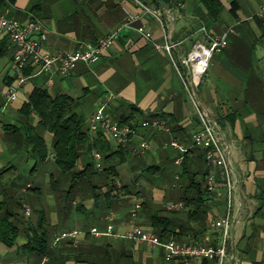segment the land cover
I'll return each mask as SVG.
<instances>
[{"label":"crops","instance_id":"0c3cea01","mask_svg":"<svg viewBox=\"0 0 264 264\" xmlns=\"http://www.w3.org/2000/svg\"><path fill=\"white\" fill-rule=\"evenodd\" d=\"M262 1L222 0L224 10L215 21L209 17L201 0H0V16L20 23L32 19L42 22L46 34L42 50L47 54L74 53L82 43H96L129 12L140 15L134 26L143 27L152 35L151 39H146L133 29L121 32L95 63H78L68 76L57 75L52 86L48 85L46 75L30 78L20 88L17 99L0 114V204L4 206L0 219L8 214L19 232L12 246L0 243V264H217L216 258L169 260L162 247L127 237L135 227L158 236L159 229L151 224V216L158 213L160 218L155 222L168 229L165 238H160L162 241L218 247L223 239L220 229L212 230L207 239V230L213 221L226 215L225 189L221 188L222 197L205 192L208 168L203 152L192 141L198 119L163 48L171 25L167 16L176 10L180 17L171 28V37L174 42H182L177 50L180 57L190 51L194 42L202 40L197 32L200 27L217 35L229 28L234 30L228 36V46L213 56L199 88V98L216 115L221 126L236 183L235 218L226 241L225 264H264V17H257ZM143 6L158 11L159 18L143 14ZM0 46L3 48L0 54L1 108L14 77V48L8 37L0 40ZM35 88L45 90L51 98L59 95L71 98L86 128L99 102L110 93L115 98L105 114L113 122L120 124L121 117L129 116L131 108H135L140 124L158 119L166 122L171 131L165 134L139 127L127 149L125 163H129V181L123 182L119 175V183L126 188L127 195L116 198L110 211L103 200L93 201L92 197H88L87 207L77 203L82 209L78 212L84 215L96 211L89 219H76V225L61 232L91 229L105 232V217L112 212L113 235H87L80 239L77 247L64 241L46 258L27 248L41 232L48 236L46 225L41 228L33 223L32 199L28 196L33 189L34 194L41 193L40 187L34 188L28 181L35 172L31 168L33 161L25 136V126L36 128L39 118L34 113L29 117L21 114ZM40 134L51 149L52 135L41 130ZM172 138L182 144L183 151L163 148ZM144 141L150 144V149L141 155L132 154V147L137 148ZM109 143L114 149L115 145ZM88 157L93 159L91 153H82L80 168ZM178 158H182L180 165L175 164ZM171 161L178 170L172 172L173 184L169 191L140 187L145 172L162 174L168 179L162 168ZM60 175L68 174L46 176L44 182L51 191L59 188ZM16 191L25 196L18 197ZM52 199L54 204V200H58L55 195ZM138 202L142 209L133 224L129 210ZM180 202L185 205L182 211L165 210L166 203ZM42 217L48 222L45 213ZM53 236L56 235L52 233V239Z\"/></svg>","mask_w":264,"mask_h":264},{"label":"built area","instance_id":"2783aa9c","mask_svg":"<svg viewBox=\"0 0 264 264\" xmlns=\"http://www.w3.org/2000/svg\"><path fill=\"white\" fill-rule=\"evenodd\" d=\"M143 14H149L159 18V12L147 6H143ZM167 16L169 31L165 34L164 50L168 54L171 64L178 74L182 83L183 90L190 100L194 113L198 119V129L192 135L194 146H197L204 156L208 168L206 175L205 190L209 195L222 197V189H225V198L227 204L226 215L216 221H213L207 230V239L214 229L222 230V243L218 247H210L197 243L180 244L174 240L162 241L158 236L151 232H144L135 227L134 231L127 237L136 242H145L150 246H159L166 251L167 259L189 258H216L217 264H225L228 255L226 252V241L235 218L233 211L234 197L236 194V183L232 178V169L229 162V149L224 141L221 126L217 121L216 115L206 108L199 98V88L202 80L207 73L213 56L222 52L228 46V36L234 33L233 28H229L222 35H217L204 26L198 29L201 41L192 44L190 51L183 57L178 56L177 50L182 42H174L171 37V28L176 19L180 17L179 10ZM257 17H264V0L262 1ZM140 15L135 12H129L125 19L114 29L107 32L96 43H82L79 49L74 53H56L47 54L42 50V42L46 40V34L43 24L40 20L32 19L25 23H20L13 19L0 16V40L8 37L14 48L13 55V81L8 86L5 93L4 103L0 108V114H3L7 107L17 99L20 88L33 77L40 75L48 76V85L52 86L54 78L57 75L68 76L78 63L92 65L107 50L121 32L125 30H135L146 39H151L152 35L143 27H135V22ZM35 37H38L35 39ZM114 95L108 93L106 97L98 104V109L91 116L88 123V130L91 135L102 132L105 137L115 145V148L127 150L130 147L131 139L136 135L129 125L113 122L105 114V110L110 106ZM141 127L159 131L165 134H171L166 122L158 119L147 120L141 123ZM164 149L173 148L175 150H184L180 142L174 138L163 144ZM150 149V144L146 141L141 142L137 148L132 147L131 152L134 155H141ZM92 156L96 162V168L101 169L100 153L93 151ZM53 155L50 154L49 158ZM182 158L175 162L180 165ZM164 207L168 211L180 212L185 208L184 203H166ZM141 203H136L130 210L131 222L135 224L138 213L141 211ZM113 213L109 212L105 220L107 227L105 232H99L96 229L89 231L90 235L95 237L113 235ZM88 232L78 230L66 231L55 236L52 248L62 244L64 241L71 242L77 247L82 237ZM234 259V258H233Z\"/></svg>","mask_w":264,"mask_h":264},{"label":"trees","instance_id":"16d2710c","mask_svg":"<svg viewBox=\"0 0 264 264\" xmlns=\"http://www.w3.org/2000/svg\"><path fill=\"white\" fill-rule=\"evenodd\" d=\"M201 3L206 8L211 19L215 21L219 20L224 10L222 0H201ZM0 48V54H2L3 48L2 46ZM131 112L129 116H122L119 123L129 125L137 131L141 127L140 122L137 120L138 110L131 108ZM31 113L36 114L39 118L36 128L29 124L25 126L26 140L28 145H30L29 157L34 163L33 172L38 171L47 160L53 159L61 173L70 175L71 185L76 182L82 183L91 180L92 176H99L103 173L106 181V190L101 194H94L93 198H97L95 201L98 202L103 200L109 211L116 198L127 195L126 188L122 187L119 183L116 164H124L126 162L128 150L115 147L113 149L102 132L91 135L88 125L86 128L84 119L75 112V103L71 98L66 95L51 98L45 90L35 88L28 102L23 105L21 110V114L26 117H29ZM40 130L52 135L51 149L48 148L43 135L40 134ZM93 151L101 155L100 165H102V170L99 171L97 168H94V165L89 160L90 157H88V161L84 166L79 168L82 153L92 154ZM50 154H53L52 158H49ZM205 192L207 193L206 190ZM101 196H103L102 199L100 198ZM143 206H146V204H143ZM2 209H4V206L0 204V210ZM77 210L81 211L82 209L78 208ZM165 210L167 209L165 208ZM7 216L8 214H6L5 218L0 219V243L12 246L19 232L17 226ZM159 218L158 213L153 214L151 216V224L159 229L158 236L163 239L168 229L160 227L155 222V219ZM44 222L45 219L43 217L41 218V224H39L41 228H43L42 224ZM87 235H90L89 231ZM46 236L45 232H41L40 235L31 240L27 248L33 249L36 255L46 258L53 249L52 246L49 249ZM67 243L73 246L71 242Z\"/></svg>","mask_w":264,"mask_h":264},{"label":"rangeland","instance_id":"374dc122","mask_svg":"<svg viewBox=\"0 0 264 264\" xmlns=\"http://www.w3.org/2000/svg\"><path fill=\"white\" fill-rule=\"evenodd\" d=\"M131 158V157H130ZM132 160H134V157H132ZM90 162L94 165V168H96L95 161L93 159H90ZM34 163H32L31 168L33 167ZM101 169H98L99 171L102 170V165H100ZM80 168V165H79ZM79 168H77L79 170ZM165 170L164 174L168 176V179H164L162 174H154V173H144V176L140 179V187L149 188V189H161L163 191H169L171 188V185L173 184V177L172 172L174 170H178V167L174 165V162L171 161L167 165H165L163 168ZM162 170V171H163ZM116 171L120 175V180L126 183L127 177L130 175L129 170V163L124 164H116ZM126 171V174L125 172ZM122 172V174H120ZM124 172V173H123ZM48 174L51 175H58L61 174L60 169L56 166L53 159L47 160V162L42 165L38 171H36L31 178L28 179L32 185L35 187L41 188V193L39 195L34 194L33 191H29L28 196L31 197V208L33 210V223H35L37 226H40L41 224V216L45 213V217L48 222H44L42 225H46V228L48 230V236L50 246L53 245L54 239L51 238V234H59L64 229H67L69 227H72L75 224L76 219H89L92 213L94 214L96 209L93 210V212L86 213H80L77 210V203H82L87 207V200L88 197H92L95 194H101L103 193L106 188V181L105 176L102 173L96 178V175L91 177V180L84 181L82 183L76 182L75 184L71 185V181L69 182V175H60L58 177L57 183L59 188H56L54 191H51L49 186L45 185V178L48 176ZM170 175V177H169ZM50 176V175H49ZM101 177V178H99ZM94 186V188H93ZM63 188V190L61 188ZM96 187V188H95ZM18 197L21 196L24 197L25 195L20 193L19 191H16ZM51 192H54L53 194L55 197H57L58 200H54L55 204L53 202L54 195H51ZM84 193V196H83ZM63 197V199L61 198ZM103 196L100 198L102 199ZM97 199V198H96ZM93 198V201L96 200ZM53 210L56 212L53 213ZM43 218V217H42ZM53 238H55L53 236Z\"/></svg>","mask_w":264,"mask_h":264}]
</instances>
